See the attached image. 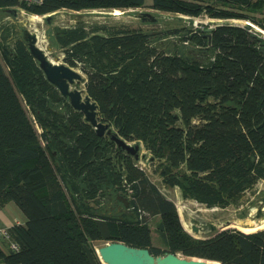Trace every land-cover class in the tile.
<instances>
[{
    "label": "trees",
    "instance_id": "16d2710c",
    "mask_svg": "<svg viewBox=\"0 0 264 264\" xmlns=\"http://www.w3.org/2000/svg\"><path fill=\"white\" fill-rule=\"evenodd\" d=\"M144 6L246 20L264 31V18L251 15L264 0H0V11L50 19L60 9ZM20 29L0 25V206L13 202L25 222L7 228L17 250L0 253L1 264H102L94 242L264 264V229L188 234L141 159L98 136L47 81ZM204 29L76 21L48 33L63 63L86 75L98 120L142 144L163 184L208 208L225 207L264 179V38L238 24ZM154 216L161 246L151 238Z\"/></svg>",
    "mask_w": 264,
    "mask_h": 264
},
{
    "label": "rangeland",
    "instance_id": "374dc122",
    "mask_svg": "<svg viewBox=\"0 0 264 264\" xmlns=\"http://www.w3.org/2000/svg\"><path fill=\"white\" fill-rule=\"evenodd\" d=\"M142 12L154 16L155 21H141L139 14ZM251 15L256 18H264V8ZM51 16L49 23H46L43 15L30 14L23 9L16 8V11L12 14L7 11H0V25L3 23L12 24L17 30L19 28H26L30 32L35 33L37 35V45L43 49L48 58L52 61L63 63V56L54 43H52L53 41L51 42V35L48 33L54 26H66L76 21H82L87 24L124 25L129 28H141L144 30H160L180 26L204 29L214 28L216 23L241 25L244 21L239 19L210 18L206 14L191 18L181 13L157 11L147 6L123 11L119 10L118 14H114L112 10L70 11L60 9L51 13ZM253 25L256 26L255 24ZM256 27V29H260L258 26ZM169 38L174 39L175 37ZM75 70L86 79V75L80 69ZM80 87L84 89V84H81ZM130 143L133 144L134 142ZM140 153L147 154L142 144H140ZM138 165L145 171L148 178L157 186L159 191L174 202L184 230L194 238H207L223 229L238 230L232 224L236 222L245 223L247 219L256 220V210L264 202V179L258 180L227 206L208 208L192 199L182 197L179 188L163 184L161 177L154 171V165L151 162L140 160ZM158 218V216L151 217L148 222L153 244L161 246L163 241L155 231ZM193 227L196 228L195 231ZM101 244V242L93 243L95 249L101 246ZM178 255L182 256L179 253Z\"/></svg>",
    "mask_w": 264,
    "mask_h": 264
},
{
    "label": "water",
    "instance_id": "95a60500",
    "mask_svg": "<svg viewBox=\"0 0 264 264\" xmlns=\"http://www.w3.org/2000/svg\"><path fill=\"white\" fill-rule=\"evenodd\" d=\"M139 18L141 21H155V17L146 12L140 13ZM45 19L49 21L50 15L45 16ZM241 26L250 31L261 33V29H256L249 21L244 20ZM212 29L205 28L204 30L210 33ZM20 32L29 54L37 62L47 81L59 91L74 110L83 114L84 120L95 129V133L98 136H108L118 148H121L135 159L145 160V154L140 153V143L131 144L126 142L112 127L98 120L95 102L80 87L81 84L85 83L84 77L68 65L50 60L43 49L37 45V35L35 33L26 28H21ZM117 199L123 203L124 207H128L129 203L126 197L119 195ZM263 217L264 212L259 207L256 210L255 218L260 219ZM193 230L195 231L196 228L193 227ZM96 252L102 264H220L213 260L179 256L170 252L154 256L146 248H135L121 242L105 243L99 246Z\"/></svg>",
    "mask_w": 264,
    "mask_h": 264
},
{
    "label": "crops",
    "instance_id": "0c3cea01",
    "mask_svg": "<svg viewBox=\"0 0 264 264\" xmlns=\"http://www.w3.org/2000/svg\"><path fill=\"white\" fill-rule=\"evenodd\" d=\"M24 222V215L13 202H7L0 206V228H8L13 224H23ZM9 251V242L0 235V253L6 254Z\"/></svg>",
    "mask_w": 264,
    "mask_h": 264
},
{
    "label": "bare ground",
    "instance_id": "6f19581e",
    "mask_svg": "<svg viewBox=\"0 0 264 264\" xmlns=\"http://www.w3.org/2000/svg\"><path fill=\"white\" fill-rule=\"evenodd\" d=\"M114 14L119 13V9H113L112 10ZM33 18L36 19L35 16ZM257 28L256 26H254ZM264 38V31L261 30V33H259ZM260 209L262 212H264V202L260 205ZM259 220V221H258ZM235 228H237L239 231H242L244 233L249 232H255L261 229H264V217L256 220H249L247 219L245 223H233L232 224Z\"/></svg>",
    "mask_w": 264,
    "mask_h": 264
},
{
    "label": "built area",
    "instance_id": "2783aa9c",
    "mask_svg": "<svg viewBox=\"0 0 264 264\" xmlns=\"http://www.w3.org/2000/svg\"><path fill=\"white\" fill-rule=\"evenodd\" d=\"M18 1L25 2L26 4H39L41 2V0H18ZM0 235L9 242V246L11 250H17V245L11 241L7 228H0Z\"/></svg>",
    "mask_w": 264,
    "mask_h": 264
},
{
    "label": "flooded vegetation",
    "instance_id": "af4514ba",
    "mask_svg": "<svg viewBox=\"0 0 264 264\" xmlns=\"http://www.w3.org/2000/svg\"><path fill=\"white\" fill-rule=\"evenodd\" d=\"M155 256V255H154Z\"/></svg>",
    "mask_w": 264,
    "mask_h": 264
}]
</instances>
